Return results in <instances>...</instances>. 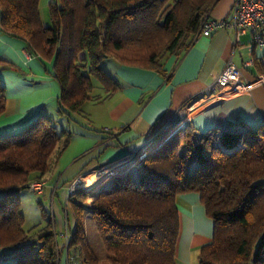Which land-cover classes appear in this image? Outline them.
<instances>
[{"label": "trees", "instance_id": "16d2710c", "mask_svg": "<svg viewBox=\"0 0 264 264\" xmlns=\"http://www.w3.org/2000/svg\"><path fill=\"white\" fill-rule=\"evenodd\" d=\"M218 1L52 0L43 25L39 0H0V27L22 40L28 52L52 62L51 74L60 85L57 112L73 122L91 98L93 80L110 94L119 86L102 69L103 58L158 68L162 56L192 45ZM254 63L264 74V59ZM5 99L0 82V114ZM71 136L48 114L0 136V248L16 256L12 264H60L52 218L31 238L23 229L19 191L41 180ZM129 168L85 187L94 192L110 179L91 203H85L87 190L68 198L75 217L70 245H79L85 264L98 259L84 236V213L111 264H175L176 199L192 191L213 222L211 240L199 249V264H264V121L205 133L185 125L150 151L135 175L122 172Z\"/></svg>", "mask_w": 264, "mask_h": 264}, {"label": "crops", "instance_id": "0c3cea01", "mask_svg": "<svg viewBox=\"0 0 264 264\" xmlns=\"http://www.w3.org/2000/svg\"><path fill=\"white\" fill-rule=\"evenodd\" d=\"M50 1L39 0L43 25L48 22ZM232 2L219 0L210 17H227ZM229 59L248 83L264 75L254 63V59H264V46L253 43L250 31L241 34L238 42L231 29L200 35L187 50L162 56L158 68L127 65L114 57H105L100 65L119 86L110 94L111 90L94 84L91 98L82 105L80 116L69 122L57 112L60 85L51 74L52 62L28 52L22 40L5 34L0 27V82L6 97L0 114V136L19 132L40 114L53 116L58 129L69 128L72 136L68 146L51 160L49 170L41 178L45 182L41 192L49 188L52 193L59 188L67 195L71 185L86 172L124 159L150 139L161 142L185 125L197 133H205L214 127H255L264 121V84H254L249 90L216 103L196 101ZM248 59L253 63L246 67L243 63ZM170 127L171 131L163 134ZM97 178L92 174L84 176L80 179V188L93 184ZM176 205L179 234L174 262L199 264V249L211 240L213 222L206 215L197 192L178 194ZM86 218L83 230L88 242L86 228L91 218ZM74 224L71 228L68 220L70 233ZM97 258V264H111L105 259L104 251Z\"/></svg>", "mask_w": 264, "mask_h": 264}, {"label": "built area", "instance_id": "2783aa9c", "mask_svg": "<svg viewBox=\"0 0 264 264\" xmlns=\"http://www.w3.org/2000/svg\"><path fill=\"white\" fill-rule=\"evenodd\" d=\"M218 29H231L234 32L236 42L239 41L241 34L250 31L253 43L264 46V0H233L229 15L220 19L208 17L203 22L197 37L200 35L209 36ZM252 63L253 61L248 59L244 61L243 65L249 67ZM257 83L264 84V75H260L255 81L248 83L242 77L241 70L229 59L206 91L197 96L196 101L220 102L231 95L249 90L252 85ZM168 131H171V127L168 128ZM159 143L158 139H150L148 143L136 151L130 152L124 159L108 163L100 168L99 171L103 170V172H112L114 174L115 170L120 169L122 166H135L141 163L145 156L155 149ZM42 187V179L28 183V189L31 191L39 192ZM73 190L74 187L72 185L70 192H73ZM58 236L63 239L61 247L57 245L60 249V264H85L80 248L70 245L68 217H64V230Z\"/></svg>", "mask_w": 264, "mask_h": 264}, {"label": "rangeland", "instance_id": "374dc122", "mask_svg": "<svg viewBox=\"0 0 264 264\" xmlns=\"http://www.w3.org/2000/svg\"><path fill=\"white\" fill-rule=\"evenodd\" d=\"M47 18L49 21V17ZM93 83L97 84L98 82L93 80ZM139 164L140 163L136 164L135 166H131L129 169H126L122 172L131 171L135 175L136 167ZM100 171L99 169L91 170L89 172H86L82 176H80L78 180L72 184L74 187L73 192L71 191L67 195L65 191H62L59 188L57 190H54L52 193L49 188H47L44 192H41L44 189V185H45L44 180H43L42 190L39 192L31 191L28 188L20 190L19 191L20 210L24 218V222H23L24 231H26L31 236V238L36 239V236H37L36 232L45 225L47 219L50 217L52 218L54 222V229H55V232L57 233L56 242L59 246H61L63 241L58 235H60V233L63 232L64 217H68L69 225H71V228H72L73 222H75L74 220L75 217H74V213L72 210V204L68 202V198L70 197V195L74 193L75 194L78 193L80 189L86 190L85 188H80V185H79L80 179H84V176L86 175L91 176V174L93 176L96 175L98 177L97 179L99 180L106 173H108V172H103V170H100ZM115 174H118V173L112 174V177ZM108 181L100 185L96 189V191L94 192L92 190L88 191V196H86L85 203L87 204L91 203V201L95 198V195L98 192L99 188L102 187L103 185H106ZM72 185H71V188H72ZM75 196L79 197L78 195H75ZM73 198H74V195L71 196V201ZM84 217H87L86 218L87 220L89 219L90 215L84 213L83 219ZM86 232H88V234L86 235L88 236V245L89 244L91 245V246L89 245L90 248L91 249L93 248L97 255L100 254V252L104 251V257H105L106 254H105L103 244L100 240V237L95 229V225L92 220L88 221ZM29 241H31V239H28V242ZM96 254L95 256L97 257ZM81 255L82 257H84L82 252H81ZM15 260H16V256L12 254L8 248H0V264H12L13 262H15Z\"/></svg>", "mask_w": 264, "mask_h": 264}, {"label": "water", "instance_id": "95a60500", "mask_svg": "<svg viewBox=\"0 0 264 264\" xmlns=\"http://www.w3.org/2000/svg\"><path fill=\"white\" fill-rule=\"evenodd\" d=\"M167 137H168V135H167ZM165 139H166V138H165ZM165 139H164V140H165ZM164 140H162V141L158 144V146H159ZM158 146H157V147H158Z\"/></svg>", "mask_w": 264, "mask_h": 264}]
</instances>
